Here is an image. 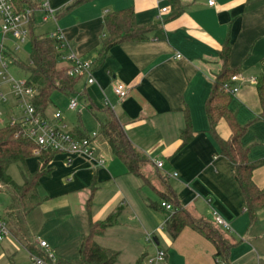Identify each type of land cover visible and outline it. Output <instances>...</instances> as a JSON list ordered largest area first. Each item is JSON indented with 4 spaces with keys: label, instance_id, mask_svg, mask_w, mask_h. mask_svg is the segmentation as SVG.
<instances>
[{
    "label": "crops",
    "instance_id": "0c3cea01",
    "mask_svg": "<svg viewBox=\"0 0 264 264\" xmlns=\"http://www.w3.org/2000/svg\"><path fill=\"white\" fill-rule=\"evenodd\" d=\"M32 1L37 4L31 13L32 27L39 20L38 25H46L50 30L43 36L61 32L67 47L60 54L72 53L79 60L92 63L94 82L88 83L82 76L75 84V97L80 102L77 112L80 115L86 106L94 116L98 113L102 117L97 119L99 132L93 147L95 154L103 158V166L95 167L80 156L69 160L65 154H55L48 164L50 174L39 180V193L47 197L44 202L63 197L61 208L70 209L75 204L74 214L85 215L87 228V199L97 189H111L103 205L91 203L90 217L98 221L109 214L117 216L115 225L108 227L105 234L118 229L127 244L136 246L133 264L141 256H152L157 248L165 251L161 264H205L203 255L207 263L211 257L217 262L212 243L200 232L191 227L187 230V226L172 239L159 228L173 211L163 209L160 203L168 202L165 197H172L191 217L213 224L231 244L227 262L223 264H264L256 245L264 236V209L251 224L235 181L234 166L220 155L209 133L204 110L215 76L221 70L219 51L228 38L229 66L238 68V79L234 82L238 91L232 94L229 107L238 123L246 125L241 144L248 148L249 159L262 161L253 171L252 179L258 187H264V118H260L256 83L249 81L257 80L264 71V0H213L212 5L208 0H90L73 7L70 6L74 0ZM45 3L53 17L43 20ZM126 8L133 9L137 26L152 25L153 29L144 41L112 46L99 62L98 53L106 37L104 17ZM162 8L166 11L161 12ZM5 47L12 54L9 51L12 44ZM60 59L63 64L60 69L69 67L66 60ZM118 83L128 90L123 99L113 93V86ZM105 98L128 140L147 160L142 166V178L127 171L101 135L100 122L105 120L107 109ZM54 113L47 114L46 109L45 116L53 119ZM187 116L193 138L180 148V134ZM69 131L77 136L88 134L81 122ZM215 131L222 139L231 134L224 119L217 122ZM99 138L107 150L98 143ZM155 161H161L162 167L156 168ZM24 166L27 172H34L38 157L28 158ZM0 192L8 197L3 208L5 215L11 200L10 188L0 184ZM214 211L228 224L226 232L214 224ZM23 225L27 227V215L22 226L8 228L15 240L18 235L26 237ZM56 228L47 231L54 232ZM81 232L80 242L87 229ZM146 233L154 234L155 244L145 242ZM44 234L42 230L35 231L32 243L42 251L38 241H46L51 251L52 242ZM140 236L144 245L139 243ZM182 237L190 243L184 246ZM28 242L24 240L22 247L34 263L26 248ZM104 248L116 251L106 245Z\"/></svg>",
    "mask_w": 264,
    "mask_h": 264
},
{
    "label": "trees",
    "instance_id": "16d2710c",
    "mask_svg": "<svg viewBox=\"0 0 264 264\" xmlns=\"http://www.w3.org/2000/svg\"><path fill=\"white\" fill-rule=\"evenodd\" d=\"M12 1L19 13H24L26 10L32 12L37 5L32 0ZM88 1L90 0H74L70 7ZM103 21L106 37L103 39L98 53L99 62L103 61L105 54L112 46L125 42L144 41L147 39V34L153 29L152 25L137 26L132 8L111 12L104 17ZM32 24L31 14L28 24L30 37L28 65H24L9 53L7 55L11 56L13 62L26 73L27 85L33 87L36 91L31 101L32 106L37 113L45 116L46 109L52 103L53 93L59 92L68 97L72 96L79 77L69 76L66 72L68 67L58 68L59 41L49 35L35 36L32 32ZM230 49L231 43L227 38L219 51L221 70L215 76L204 104V110L209 123V133L220 155L234 166L235 181L243 195L249 221L253 224L257 219L258 212L264 209V187H258L252 179L253 171L262 164V161H251L249 159L248 148L243 147L241 144L246 125L238 123L235 114L229 107L232 94L225 91L224 85L232 84L231 77L238 73V68H230L229 66ZM256 91L261 109L260 118H264V71L257 79ZM106 108V118L100 122L101 135L106 139L113 155L123 162L127 171L142 178V166L147 160L128 140L114 113L107 106ZM220 119L226 121L231 131L228 139L220 138L215 131V126ZM180 138V148L187 145L193 138V130L188 116ZM36 149V144L23 134L19 123H9L0 127V184L10 188L11 200L5 209V218L11 222L12 226H22L24 217L47 199L46 196L39 193V180L41 177L50 174L51 168L48 167V164L57 153L40 151L38 168L34 173H29L25 169V161L34 156V150ZM14 163H18L22 169L23 183L21 185L14 183L6 173L8 166ZM91 189L94 190V185ZM91 195L87 199L85 208L87 232L81 239L76 260H52L43 250L40 251L33 243L28 242L26 248L30 254L41 258L45 264H115L118 252L99 246L95 238L102 236L108 227L115 225L117 216L109 214L103 220L93 221L90 217ZM165 199L173 209L164 223L168 235L175 239L183 228L191 227L212 243L215 249L214 257L218 261L227 262L231 244L218 232L216 227L201 218L191 217L172 197H165ZM143 258L144 256L139 257L135 264H142Z\"/></svg>",
    "mask_w": 264,
    "mask_h": 264
},
{
    "label": "rangeland",
    "instance_id": "374dc122",
    "mask_svg": "<svg viewBox=\"0 0 264 264\" xmlns=\"http://www.w3.org/2000/svg\"><path fill=\"white\" fill-rule=\"evenodd\" d=\"M38 24L39 20H37L32 27V32L35 36H43L44 34H46V32L48 33L50 31L46 28V25L44 27H41ZM49 26L51 25L49 24ZM50 34L52 33H49L47 35ZM4 44L10 46L12 44V41H10V39H7L4 41ZM63 53H61L60 56ZM13 55V57L15 59L18 58L21 63H23L24 65H28L30 56V37L26 38L23 43H20V49L17 52H14ZM60 56H58L57 58V66L59 68L63 66ZM7 63V71L12 77L20 80L26 79V73L22 70V68L16 65L13 60H11V58H7ZM0 94H4L6 98L4 101L0 100L1 127L11 123L13 120H18L21 117L22 112H20L16 107L14 96L10 93L9 84L2 82L1 77ZM76 94L77 93L74 92L72 96H76ZM79 101H81V99H79ZM68 102V96H65L61 93H54L52 103L47 108V114H53L55 110L61 112L64 123L67 125V130H73L75 126L79 122H81L88 134L92 132H99L97 119L102 120V117H100L98 113H96L94 116V114H92L88 109H86V106H84L85 108L81 109V113L79 115L77 110L71 111L68 109ZM97 141L98 143L103 144V148L107 150L104 145L103 139L99 138ZM6 173L15 183H22V169L18 163L10 164L6 170ZM41 183H43V180L40 181V185ZM110 193H112L111 189H97L91 195V203L96 206L103 205ZM62 200H65V198L62 197L59 199H54L49 203L44 202L36 209L32 210V212L27 214V227L23 225V233L24 235H26L25 238L22 235H18V237L16 238L17 240H15V238H13L10 234L2 237V239L0 240V264H34L31 261L29 254L22 247V243L24 242V240H28L32 243L35 231L38 230H42L45 233L43 237L46 239H50V241L52 242L53 249L49 252V255L52 256L53 260L57 259L73 261L77 259V251L80 243L79 239L82 233L81 231H85L87 229L85 224V215L74 214L75 204L73 205V208L71 207L70 209L66 207L61 208L60 204L63 203L61 202ZM7 203L8 197L4 193L0 192V221L5 222L8 228L12 230L13 227L11 222L7 221L5 215L3 214V208ZM56 226L57 228L54 230V232L47 231L48 228ZM82 226L84 227V230H82ZM220 228L222 231L226 232L224 228ZM162 229L163 232H166L164 227ZM187 230H190L189 227L187 228ZM104 234L105 232L103 233V235ZM120 234L121 232L117 229V231H113V233H106L102 239H96V242L99 245L101 244L100 246L102 247L106 245L107 247H112V249L118 251L117 262L115 264H133L136 257V246L134 244H127L125 238ZM139 239V243L141 245H144L145 242L143 241V236H140ZM182 241L184 246L190 243V240L186 237H182ZM256 245L258 250H261L264 257V236L261 237L260 243ZM201 258H203L202 261H206L205 264H223L218 260L217 262H214L212 257L209 263H207L208 261L204 257V255L201 256Z\"/></svg>",
    "mask_w": 264,
    "mask_h": 264
},
{
    "label": "built area",
    "instance_id": "2783aa9c",
    "mask_svg": "<svg viewBox=\"0 0 264 264\" xmlns=\"http://www.w3.org/2000/svg\"><path fill=\"white\" fill-rule=\"evenodd\" d=\"M208 4L212 5L213 0H208ZM46 8L43 20L53 17V12L47 8V4H43ZM166 8H162L161 12H165ZM31 10H26L24 13H19L12 0H0V77L2 82L8 83L10 87V93L14 96L16 107L20 110L21 117L18 120H13L11 123L17 122L22 128L23 134L31 139L37 146L34 150V156H39L40 151H53L56 153L65 154L70 160L71 157L80 156L89 160L95 167L103 166L104 160L102 157L95 154L93 147V140L98 136L96 132H92L82 137H77L75 134L66 129L65 123L62 122L61 112L56 111L53 115V119H48L37 113L32 106V99L34 98L36 91L33 87L27 85L26 79H15L7 71V58L11 56L7 55L9 52L5 47L4 41L10 39L12 43L9 51L13 54L20 49V43H23L29 36V16ZM59 41L60 51L67 47L64 35L61 32H56L49 35ZM17 42V43H16ZM62 59L69 63V67L66 72L72 77L87 78L88 83H93L92 77V63L88 61L79 60L74 54L69 53L64 56H60ZM176 57H179L177 54ZM12 60V58H11ZM238 79V75L231 77L232 84H225V91L230 94H235L238 91V87L234 85V82ZM251 83H256L255 78H250ZM113 93L118 99H123L127 96V88L121 84H115L113 86ZM5 95L0 94V100L4 101ZM110 102L105 98L104 106L111 107ZM68 109L71 111L79 110V103L75 96L69 97ZM156 168L162 167L161 161H155ZM160 207L169 211L172 210L171 204L162 201ZM213 221L216 226H221L228 229V224L214 211ZM165 221L159 226L164 227ZM9 234L8 226L5 222L0 221V240L3 236ZM146 243L155 244L154 234L146 233L144 236ZM39 247L53 260L49 255L50 247L46 241L39 240ZM35 264H45L44 261L36 256L32 257ZM165 260V251L157 248L152 256H147L143 259L142 264H159Z\"/></svg>",
    "mask_w": 264,
    "mask_h": 264
}]
</instances>
